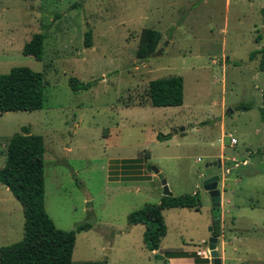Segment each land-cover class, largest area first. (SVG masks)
I'll return each instance as SVG.
<instances>
[{
  "label": "rangeland",
  "instance_id": "374dc122",
  "mask_svg": "<svg viewBox=\"0 0 264 264\" xmlns=\"http://www.w3.org/2000/svg\"><path fill=\"white\" fill-rule=\"evenodd\" d=\"M263 7L264 0H0V74L25 66L45 75L42 109L0 113V167L24 126L44 138L45 207L58 228L76 231L74 262L163 264L145 247L146 226L128 223L164 195L152 170L120 168L136 157L160 170L173 195L198 192L202 202L199 210H164L159 254L207 249L213 206L200 174L215 170L207 165L222 145L231 167L225 198L233 201L224 217L249 229L233 246L251 248L229 252L224 264L264 260V71L260 54L250 58L264 48ZM146 27L161 31V52L142 59ZM38 32L46 35L42 60L23 53ZM173 75L184 79L183 104L153 106L149 82ZM72 76L93 85L74 90ZM230 133L239 141L233 147ZM24 223L21 203L0 183V247L20 241ZM81 224L88 229L77 230Z\"/></svg>",
  "mask_w": 264,
  "mask_h": 264
},
{
  "label": "trees",
  "instance_id": "16d2710c",
  "mask_svg": "<svg viewBox=\"0 0 264 264\" xmlns=\"http://www.w3.org/2000/svg\"><path fill=\"white\" fill-rule=\"evenodd\" d=\"M264 22V7L261 9ZM92 32L85 36V45L92 46ZM46 35L34 33L24 44L23 53L43 59ZM162 33L158 29L146 27L142 30L137 48V56L147 59L158 49ZM260 54L259 69L264 71V48L250 54L255 59ZM45 75L25 66L12 67L9 72L0 74V113L8 111H34L44 105ZM69 85L74 90L87 89L93 82H84L72 76ZM149 102L153 106H180L184 102V79L173 75L153 79L148 85ZM264 119V102L261 108ZM23 133L13 134L7 145L5 163L0 167V183L7 186L23 207L25 223L23 238L15 243L0 247V264H106L103 261L74 262L72 259L76 244V231L58 228L45 207V141L41 135L32 134L28 126ZM158 138H161L159 134ZM123 170L147 168L152 165L140 157L126 158L120 163ZM202 206L198 192L183 195H163L158 203H148L128 215L130 225L144 224L145 247L158 250L167 234L164 210L189 208L199 210ZM212 235L220 237L221 217L212 221ZM81 224L77 230L88 229ZM207 242V241H206ZM157 258L193 257L195 264H210L208 258L196 252L166 250L155 254Z\"/></svg>",
  "mask_w": 264,
  "mask_h": 264
},
{
  "label": "crops",
  "instance_id": "0c3cea01",
  "mask_svg": "<svg viewBox=\"0 0 264 264\" xmlns=\"http://www.w3.org/2000/svg\"><path fill=\"white\" fill-rule=\"evenodd\" d=\"M226 135L229 137V135H233V134L230 133V134H225V136ZM233 136H235V135H233ZM229 139H230V137H229ZM230 145L232 147L235 146V145H232L231 142H230ZM224 150H225V146L222 145L220 156L218 157V160H222V164L224 163L227 165V163L224 160V158H225L224 157L225 156ZM231 160H236L235 156H232ZM248 164H249V162H248ZM245 165H247V164H245ZM236 168H238V167H236ZM214 173H216V168L209 175H212ZM230 173H231V171H230ZM230 173H228V174H230ZM225 179H226L225 175H223L222 179H221V184H220L224 190V192L222 194V210H221V231H222V235L219 238V239H221V244H222V254H220V255L222 256L223 264H224L225 260H228L229 258H233V257L229 256L231 252H232V254H233V252H235L236 255H238V254L240 255V252H239L240 250L244 251V253H249V251L251 250V248L249 246H247V247H243V246L239 247L237 245L233 246L234 242L238 241L237 233H248L249 229H247L245 227H240L238 218H236V216L235 217H231V216L229 217V220H230V223H232V226H230L227 223L226 217H224L223 208L225 206V201L227 200L229 203H232V205H233V201L231 199L225 198L226 188L228 187V184L226 183ZM162 196H163V194H161L160 199ZM229 212L231 213V211H229ZM213 219H214V211L212 213V219L210 220L211 224H212ZM231 246H233L232 251H229V248H231ZM199 249H201V248H199ZM199 249H197V250H199ZM160 250H161V248H159L158 250H154L151 253L154 255L159 254ZM183 251L197 252L195 250H183ZM235 259L238 261L239 260L243 261L241 264H264V260H262L261 258H256L255 260L254 259L252 260L251 258H246L245 259L246 261H245V260L241 259V257L235 256ZM167 264H195V261H194L193 257H171V258L167 259Z\"/></svg>",
  "mask_w": 264,
  "mask_h": 264
},
{
  "label": "water",
  "instance_id": "95a60500",
  "mask_svg": "<svg viewBox=\"0 0 264 264\" xmlns=\"http://www.w3.org/2000/svg\"><path fill=\"white\" fill-rule=\"evenodd\" d=\"M161 51L158 50L154 53H160ZM214 165V167H217L216 173L212 175H203L200 174L203 188L204 190L209 194L211 197V202L213 206L214 211V217H221V210H222V194L224 192L223 188L221 187V179L223 176V164L222 160H218L214 163H210L207 166ZM152 171L155 175H157L163 184L164 187V195L166 196H172L173 193L169 189L167 180L164 178L163 174L160 172V170L156 167H152ZM227 175V174H224ZM210 231H213V226H211ZM218 243H219V237L215 235H211L208 240V248L210 250L211 255V264H223L222 256L220 255L219 249H218Z\"/></svg>",
  "mask_w": 264,
  "mask_h": 264
},
{
  "label": "built area",
  "instance_id": "2783aa9c",
  "mask_svg": "<svg viewBox=\"0 0 264 264\" xmlns=\"http://www.w3.org/2000/svg\"><path fill=\"white\" fill-rule=\"evenodd\" d=\"M230 137V142L232 145H236L238 143V139L236 136H233V135H229ZM231 161H234L235 162V165L233 166V168H236V167H239L240 166V163L236 160H231ZM248 159H245L242 164L245 165V164H248ZM231 171V167L227 166L226 164L223 163V175L224 174H228L230 173ZM197 254L202 257V258H208L210 260V264H211V255H210V250L209 248L207 249H199L197 250Z\"/></svg>",
  "mask_w": 264,
  "mask_h": 264
},
{
  "label": "flooded vegetation",
  "instance_id": "af4514ba",
  "mask_svg": "<svg viewBox=\"0 0 264 264\" xmlns=\"http://www.w3.org/2000/svg\"><path fill=\"white\" fill-rule=\"evenodd\" d=\"M216 169H217V167H216Z\"/></svg>",
  "mask_w": 264,
  "mask_h": 264
}]
</instances>
